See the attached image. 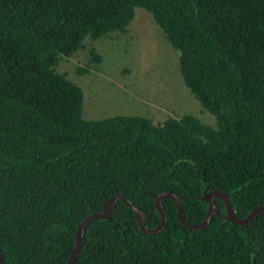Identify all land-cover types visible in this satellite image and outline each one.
<instances>
[{"label": "trees", "instance_id": "obj_1", "mask_svg": "<svg viewBox=\"0 0 264 264\" xmlns=\"http://www.w3.org/2000/svg\"><path fill=\"white\" fill-rule=\"evenodd\" d=\"M149 12L178 56L186 87L212 122L187 114L87 120L83 89L59 72ZM93 62L100 60L95 48ZM173 192L188 223L208 193L238 219L264 207V0H0V249L6 264H68L84 220L125 195L150 229L158 197ZM203 230L164 199L167 227L145 234L118 200L91 223L77 264H264V213Z\"/></svg>", "mask_w": 264, "mask_h": 264}, {"label": "rangeland", "instance_id": "obj_2", "mask_svg": "<svg viewBox=\"0 0 264 264\" xmlns=\"http://www.w3.org/2000/svg\"><path fill=\"white\" fill-rule=\"evenodd\" d=\"M92 48L100 55L96 63ZM58 70L83 89L87 120L133 115L161 123L191 114L212 122L186 87L177 53L144 9L136 8L126 33L88 42L75 57L63 58Z\"/></svg>", "mask_w": 264, "mask_h": 264}, {"label": "water", "instance_id": "obj_3", "mask_svg": "<svg viewBox=\"0 0 264 264\" xmlns=\"http://www.w3.org/2000/svg\"><path fill=\"white\" fill-rule=\"evenodd\" d=\"M164 199H171L177 204L179 220L184 225V227L195 231L205 229L211 223L214 216L216 215L220 216V210L218 209L217 204L215 202L216 199H220L224 202L227 208V215L225 216V218L226 220L234 223L235 225H239V226L248 225L252 223L259 215L264 213V207H260L254 210L252 213H250L248 217H246L245 219H238L229 197L222 192H212V193H208L204 198L209 203V209L205 220L200 224L193 225L188 223V221L186 220L183 205L180 198L173 192H164L158 197L156 201V207L161 215V223L158 225V227L154 229H150L146 225V219L143 211L140 208H138L134 203H132L125 195L118 194L110 199V201L104 206L101 212L94 213L88 216L81 224L76 235L75 247L72 250L68 264H77L78 257L83 245V239L85 237L88 226L91 223L99 220H110L111 216L113 215L117 207L118 200L124 201L126 205H128L136 212L141 229L145 234L156 235L162 232L167 227V222H168V217L163 204ZM0 264H6L1 249H0Z\"/></svg>", "mask_w": 264, "mask_h": 264}]
</instances>
